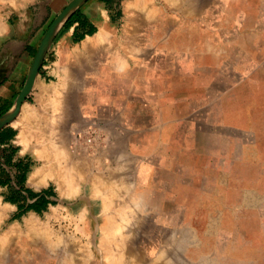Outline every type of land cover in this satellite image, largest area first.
<instances>
[{
    "label": "crops",
    "instance_id": "1",
    "mask_svg": "<svg viewBox=\"0 0 264 264\" xmlns=\"http://www.w3.org/2000/svg\"><path fill=\"white\" fill-rule=\"evenodd\" d=\"M198 1L186 0L185 9L167 0H120L116 16L104 2L85 0L79 7L94 32L78 42L73 26L54 35L53 58L43 65L50 79L38 75L42 88L30 92H41L34 123L43 175L39 182L29 171L25 183L54 194L45 197L57 201L60 227V214L68 216L62 226L72 230L81 260L264 261L253 255L258 207L241 199L255 189L242 192L241 181L258 176L239 171L242 150L256 154L264 139V0ZM64 2L9 1L18 6L13 24L0 27V116L13 106L37 39ZM149 5L154 11H141ZM12 129H0L10 136L0 149L17 145ZM34 139L25 134L27 146ZM52 208L48 203L42 218ZM118 227L122 246L105 233Z\"/></svg>",
    "mask_w": 264,
    "mask_h": 264
},
{
    "label": "rangeland",
    "instance_id": "2",
    "mask_svg": "<svg viewBox=\"0 0 264 264\" xmlns=\"http://www.w3.org/2000/svg\"><path fill=\"white\" fill-rule=\"evenodd\" d=\"M9 1L11 0H0V19H1L0 22H2L1 23L2 29L5 27L9 28L10 24H13L15 20V15H13V13L11 14V10L15 9L18 5L13 3L10 4ZM69 1L70 0H65V2L58 7L57 11L54 14L50 15V18L47 22V26H45L42 32V36L37 39L38 41L36 42V45L33 48L34 50L33 57L48 26L55 18V16L65 7V5ZM100 1L104 2L106 9H108L110 13H113L117 16L118 13L120 12L119 9L120 0H100ZM77 9L80 10V7H78ZM153 9L155 8L153 7ZM80 12L84 15V13L81 10ZM74 25H76V22L72 26L74 27ZM62 28H64L63 25L58 30H61ZM55 36L51 39L50 44L46 50V53L43 57L42 63L39 66V70H38V75H41L42 79L45 78L46 81H48L50 77L44 75L43 65L47 64L53 58L52 52L50 51V46L51 44H53ZM35 80L33 85L35 84L37 85L38 83V81ZM39 84L38 86H40ZM36 87L37 86H35L34 88ZM242 91H246L245 88L244 89L242 88ZM39 92L40 91L38 90H34L32 94L29 93L26 100L23 102L28 107H32L34 109V112L37 113V117L33 118L31 120V123L24 124L22 122L23 115L21 114L22 112L21 107L23 105L22 103L20 107V112L17 114L19 118L22 117V121L20 122V120H18L19 119L18 116L16 115L7 124L15 128L12 129V132L18 134V136L16 137V141L18 143L17 145L14 146L10 145L6 149H0V182L3 180L7 182L5 185H2L0 183V210L2 209L0 213H3V215L0 217V235L5 230L9 229L8 226L12 225L14 227L13 228L14 231L11 230V232H9L4 239L1 238L2 236L0 237V264H75V263L80 264L78 262H81V264L83 263L100 264L101 262L98 260H92V261L85 260L84 262V260H79L78 258L77 261V257H75L76 256L75 254L76 253L79 254L80 252L79 245L73 244V239L71 234L72 230L66 229L62 226L63 225L62 220L66 219L68 216L64 217V214H60L61 224H62L60 227L58 225V219H57V206H56L57 201L50 200L47 197H45L47 195H54V194L51 191L47 192V190L41 189L40 187L32 188L31 185H26L25 183V175L27 172L29 171L32 172V170L36 168L41 170L40 168L41 150H40V132H39L40 126H39V122L38 123L36 122V124L34 123L35 121H39V116H40L39 112L41 109L42 101ZM49 103H50V109H56V102L50 101ZM28 132L29 133L32 132L33 136H35L36 139H34L33 142L29 143L27 146L24 139H25V134ZM261 136L264 137V133L261 134ZM11 149L16 151L15 153H13V155L17 156V160L16 161L11 160L9 162L7 161V155L10 153ZM252 159L254 160L253 162L250 161ZM241 160L243 162H246V164L242 163L241 168L239 170L240 172L256 173L258 176L257 180L241 181L242 192L243 191L245 192V190L249 188V185L255 186V189L250 191V195L248 196L245 195L244 197H241V199L243 203L246 202L248 204H256V206L258 207L257 211L255 212V216H256L255 220L257 218V221H255L254 224L256 228L255 229L256 234H255V245L253 246V255L257 260H260L262 256L264 257V139H263L262 147L259 148L256 154L254 150H252L251 148L245 150L243 149ZM15 163L17 165H15ZM51 170L52 169H50V171ZM53 171L50 172L49 174L51 173L53 174ZM21 177H23V182H20ZM37 185L39 186V184ZM244 188L246 189L244 190ZM43 192H45V195H43ZM13 197L16 198L17 201L13 202ZM44 197L46 198V200H48V203L53 205L52 213H51L53 216L48 221L42 218L43 212L46 211L48 204L40 211L28 209L29 204L39 203L40 201H42V198ZM101 198L103 200V197ZM95 200L97 199L95 198ZM5 204H7L6 205L7 209L1 207V205L4 206ZM28 220H30L29 222L33 223V225L30 223V225L32 226L28 225L29 223ZM36 221L39 223H36ZM32 231L34 233H32ZM105 231L107 232V229H105ZM59 237L61 238L59 239ZM62 242L64 243L62 244ZM85 247L87 248L88 246ZM86 251L87 249L82 250V252H86ZM256 264H264V261H257Z\"/></svg>",
    "mask_w": 264,
    "mask_h": 264
},
{
    "label": "water",
    "instance_id": "3",
    "mask_svg": "<svg viewBox=\"0 0 264 264\" xmlns=\"http://www.w3.org/2000/svg\"><path fill=\"white\" fill-rule=\"evenodd\" d=\"M84 1L85 0H70L65 5V7L55 16V18L48 26L47 30L45 31L38 45L36 53L32 59L27 77L15 99L13 106L7 112H5L3 115L0 116V129L5 127L20 112V106L22 105V102L26 100L28 94L32 90L34 77L38 75L39 66L42 63L43 57L46 53V50L50 44L51 39L54 37L58 29L63 25L67 17L74 10H76Z\"/></svg>",
    "mask_w": 264,
    "mask_h": 264
},
{
    "label": "bare ground",
    "instance_id": "4",
    "mask_svg": "<svg viewBox=\"0 0 264 264\" xmlns=\"http://www.w3.org/2000/svg\"><path fill=\"white\" fill-rule=\"evenodd\" d=\"M169 3H172L173 5H175V7H181L182 5L184 6V2H186V0H167ZM190 1H192V0H190ZM197 1V0H196ZM200 1V0H199ZM198 1V2H199ZM202 2V1H201ZM194 4V3H193ZM192 4V5H193ZM186 5H190V4H185V6L183 7V8H185L186 7ZM196 5V4H195ZM140 7V6H139ZM149 7V8H148ZM187 8V7H186ZM185 8V9H186ZM189 8V7H188ZM142 9V11L145 13H151L152 11H154V9H153V7H150V5L149 6H144L143 8H141ZM138 10H140V8L138 9ZM181 12V11H180ZM62 22V21H61ZM2 23V22H1ZM61 24V23H60ZM59 24V25H60ZM58 25V26H59ZM3 26V25H2ZM1 27V26H0ZM0 30H2V29H0ZM4 32V31H3ZM104 42V41H103ZM102 43V42H101ZM91 60V59H90ZM67 75V74H66ZM35 78L36 77H34V80H35ZM38 81V80H37ZM33 83H34V81H33ZM38 84V83H37ZM36 85V84H35ZM40 85V84H39ZM74 85V84H73ZM32 86H33V84H32ZM41 86L42 85H40L39 87L41 88ZM65 86V85H64ZM45 88H47V87H44L43 89L44 90H46V92H50V90H48V88L47 89H45ZM67 89V88H66ZM48 90V91H47ZM41 93V92H40ZM63 94V93H62ZM70 96V95H69ZM45 101V100H44ZM60 101V100H59ZM58 102V101H57ZM23 103V102H22ZM49 103V102H48ZM50 104V103H49ZM65 105V104H64ZM70 105V104H69ZM47 106H48V104H47ZM21 107V106H20ZM49 108H50V106H48ZM22 109H21V114L23 115H20V116H22L23 117V121H22V117L21 118H19V116H18V120H20V122L22 121L24 124L26 123H31V120L33 119V118H36L37 117V113H35L34 112V109L32 108V107H28L27 105H25L24 103H23V105H22V107H21ZM61 108V107H60ZM14 109H15V106H14ZM68 109V108H67ZM70 112V111H69ZM68 113V112H67ZM73 113V112H72ZM17 118V117H16ZM47 122H48V120H47ZM50 122V121H49ZM44 123H46V122H44ZM51 123H52V121H51ZM49 124V123H48ZM45 125V124H44ZM66 125V124H65ZM45 128V127H44ZM63 128V127H62ZM65 129V128H64ZM62 132V131H61ZM48 136V135H47ZM55 139V138H54ZM62 139V138H61ZM67 140V139H66ZM64 142V141H63ZM68 142V141H67ZM57 143V142H56ZM59 143V142H58ZM61 144V143H60ZM65 146V145H64ZM73 146V145H72ZM67 147V146H66ZM76 147V146H75ZM24 148V147H23ZM59 148V147H58ZM66 149V148H65ZM58 151V150H57ZM67 152V151H66ZM68 153V152H67ZM76 153V152H75ZM100 156V155H99ZM58 157V156H57ZM66 157V156H65ZM64 157V158H65ZM63 158V157H62ZM71 161V160H70ZM83 164V163H82ZM129 164V163H128ZM52 166H50V168H49V170L50 169H52L51 168ZM74 167V166H73ZM42 168V167H41ZM81 168V167H80ZM55 170V169H54ZM68 170H69V168H68ZM75 170V169H74ZM85 170V169H84ZM41 170L40 169H38V168H36V169H34L33 170V172L30 174V178H32V177H37L39 180V182H40V176H42L43 175V173L42 172H40ZM80 171V170H79ZM47 172H45V175H47L46 174ZM83 173V172H82ZM116 173V172H115ZM52 174V173H51ZM51 174H49V175H47V176H50ZM100 174V173H99ZM98 174V175H99ZM44 175V176H45ZM43 176V177H44ZM68 176V175H67ZM66 176V177H67ZM123 176V175H122ZM28 177H29V175H28ZM42 177V179H44ZM33 178V179H34ZM94 179V178H93ZM123 179V178H122ZM32 180V179H31ZM36 180V179H35ZM102 180V179H101ZM103 181H105V179L103 180ZM57 182V181H56ZM107 183L106 184H108V182L110 183V181H106ZM45 183V182H44ZM59 183V182H58ZM100 183V182H99ZM33 184H35V183H33ZM39 184V183H38ZM103 184H105V183H103ZM105 184V185H106ZM119 184V183H118ZM35 185H37V184H35ZM97 185V184H96ZM99 185V184H98ZM57 186V185H56ZM61 186V185H60ZM104 187V186H103ZM119 187V186H118ZM59 189L60 188H62V187H58ZM97 188V187H96ZM109 188V187H108ZM120 188V187H119ZM118 189V188H117ZM101 190V189H100ZM119 190V189H118ZM75 191V190H74ZM105 191H106V189H105ZM115 191V189L111 186L110 188H109V191L107 192V193H109V194H114V193H116V192H114ZM117 191V190H116ZM126 192V191H125ZM119 193V192H118ZM66 194V193H65ZM108 194V195H109ZM119 194H121V193H119ZM67 195V194H66ZM90 195H92V194H90ZM125 195V194H124ZM89 196V195H88ZM94 196H96V194L94 195ZM7 204H5L4 206L3 205H1V207H4L5 209H7V206H6ZM6 206V207H5ZM132 206V205H131ZM134 208V207H133ZM135 209V208H134ZM2 210V209H1ZM1 210H0V212H1ZM3 212H4V210H3ZM3 215V213H0V217ZM31 219V218H30ZM33 220H34V217H33ZM30 220H28V222H29ZM27 222V221H26ZM15 223V222H14ZM24 223V222H23ZM30 223L31 222H29L28 223V225L29 226H32L33 225V223H31L32 225H30ZM35 223V222H34ZM36 223H39V222H37L36 221ZM127 223V222H126ZM119 226V225H118ZM121 226V225H120ZM17 227V226H16ZM121 227H123V226H121ZM8 228L9 229H7V230H5L1 235H0V237L2 238V239H4L5 237H6V235L9 233V232H11V230H13V226L12 225H10V226H8ZM37 228V227H36ZM30 230V229H29ZM14 231V230H13ZM49 231V230H48ZM107 231H111V233H114V236L115 237H117L118 238V246H122V245H125V243L124 242H120L121 241V237L122 236H124V230L122 229V228H117V229H115V230H109V229H107ZM106 232V231H105ZM31 233V232H30ZM32 233H34L33 231H32ZM62 234V233H61ZM69 234V233H68ZM41 235V234H40ZM61 236V235H60ZM64 236V235H63ZM128 236V235H127ZM44 237H45V235H44ZM93 237V236H92ZM61 237H59V239H60ZM75 238V237H74ZM45 239V238H44ZM58 239V238H57ZM64 239V238H63ZM66 240V239H65ZM56 241V240H55ZM59 241V240H58ZM69 241V240H68ZM60 242V241H59ZM64 242H62V244H63ZM66 243V242H65ZM130 247V246H129ZM55 248V247H54ZM124 249V248H123ZM127 249H128V247H127ZM64 250V249H63ZM126 250V249H125ZM164 250V249H163ZM67 251V250H66ZM72 251V250H71ZM127 251H130V250H127ZM166 251V250H165ZM127 253V252H126ZM129 253V252H128ZM136 253V252H135ZM139 253V252H138ZM166 253V252H165ZM77 254V253H76ZM159 255H160V253H158ZM161 254H163L162 252H161ZM71 255V254H70ZM168 255V254H167ZM161 256H164V255H161ZM70 257H72V256H70ZM133 257V256H132ZM136 257V256H135ZM165 257H167V256H165ZM164 257V258H165ZM66 258V257H65ZM137 258V257H136ZM138 258H140V257H138ZM157 258H158V256H157ZM163 258V259H164ZM74 259H76V258H74ZM106 259V258H105ZM174 259V258H173ZM71 260V259H70ZM73 260V259H72ZM79 260H81V259H79ZM172 260V259H171ZM171 260H168V263H169V261H171ZM77 261H78V257H77ZM139 261V260H138ZM83 262V261H82ZM85 262V261H84ZM141 262V261H140ZM139 262V263H140ZM172 262V261H171ZM78 263H80L81 264V262H78ZM143 263V262H142ZM161 263H163V262H161ZM165 263V262H164ZM173 263V262H172ZM177 263V262H176ZM76 264V263H75ZM84 264V263H83ZM160 264V263H159ZM167 264V263H166ZM169 264H171V263H169Z\"/></svg>",
    "mask_w": 264,
    "mask_h": 264
},
{
    "label": "trees",
    "instance_id": "5",
    "mask_svg": "<svg viewBox=\"0 0 264 264\" xmlns=\"http://www.w3.org/2000/svg\"><path fill=\"white\" fill-rule=\"evenodd\" d=\"M76 22V25H74L73 29V41H79L83 39L86 35H90L94 31V27L88 22L87 18L80 12V10L76 9L74 10L65 20L63 26L64 28H69L71 27L74 23ZM34 54V50L33 53ZM10 136L6 137L4 135H0V142L4 140L5 138H9ZM15 153V150L11 149L10 153L7 155V161H11L12 155ZM15 165H17L15 163ZM20 182H23V177H21ZM2 185H5L7 182L6 181H1L0 182ZM43 195H45V192H43ZM17 201L16 198L13 197V202ZM48 204V200L46 198H42V201L39 203H32L28 205V209H33L35 211H40L46 205Z\"/></svg>",
    "mask_w": 264,
    "mask_h": 264
},
{
    "label": "built area",
    "instance_id": "6",
    "mask_svg": "<svg viewBox=\"0 0 264 264\" xmlns=\"http://www.w3.org/2000/svg\"><path fill=\"white\" fill-rule=\"evenodd\" d=\"M88 141H90V139H88Z\"/></svg>",
    "mask_w": 264,
    "mask_h": 264
}]
</instances>
